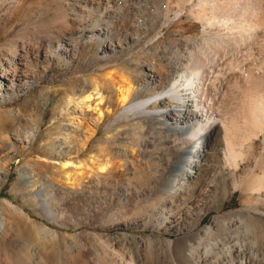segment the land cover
<instances>
[{"label": "rangeland", "instance_id": "obj_1", "mask_svg": "<svg viewBox=\"0 0 264 264\" xmlns=\"http://www.w3.org/2000/svg\"><path fill=\"white\" fill-rule=\"evenodd\" d=\"M103 1L0 0V73L34 76L29 89L0 90V264H242L238 247L248 264H262L264 117L257 130L245 119L250 94L243 88L223 114L228 142L245 155L216 147L202 192L171 210L156 190L186 133L152 130L138 113L124 115L120 101L122 88L144 98L169 90L180 53L193 58L186 43L227 29L195 17L198 0H115L77 34L75 4ZM255 2L264 35V0ZM71 34L79 44L67 56L59 49Z\"/></svg>", "mask_w": 264, "mask_h": 264}, {"label": "bare ground", "instance_id": "obj_2", "mask_svg": "<svg viewBox=\"0 0 264 264\" xmlns=\"http://www.w3.org/2000/svg\"><path fill=\"white\" fill-rule=\"evenodd\" d=\"M105 1L107 3L98 2L96 7L94 4L87 7L90 9L87 14L83 13V10H86L88 5L75 4L76 7H79L78 9L82 10L80 18H77V21L80 22L77 34L82 35L81 33L90 31L86 27L89 23L93 25L95 16H98L96 8L100 10L111 1L115 2V0ZM254 2L255 0H198L196 4L198 13L197 15L193 13L195 17L201 18L207 25L225 28L227 31L214 35H203L200 43L192 42L193 45H189V47L186 43L187 49L190 50L186 55H191L193 58L187 59L186 57L187 60H185L183 53H180L182 58L179 57L181 60L178 64L176 63L178 68L175 73H172L173 86L169 90L144 98L134 96V92L138 89L135 90V86L120 89V101L124 106V115L138 113L152 130L174 128L186 133L185 137L180 138L181 147L177 146L178 148L175 149L179 151V154L176 155L175 161L170 163L167 173L158 181L159 185L156 190V201L164 200L170 210L174 204L176 205L178 199L179 203L184 201L183 203L186 205L188 201H193L198 191L202 192L198 184H202L205 180L207 172L210 170L209 159L217 157L218 147L222 145L225 153L231 154L235 160L239 156L245 155L241 151H236L228 142L227 137L232 122L223 115L232 105L236 104L243 88L246 93L248 92L247 94H250L247 115L245 112L244 117L249 120L253 116L255 121L251 127L254 130L260 128L257 118L264 117V35H260L258 32L260 28L258 25L262 18H259V15L262 13V9L261 6L256 8ZM179 13L180 11H178V15ZM235 17L238 18V21H233ZM97 32L99 33L96 34L94 30H91L89 38L100 37L101 30L98 29ZM78 38L80 36H76V34L66 37L61 43L59 51L68 56V52L77 48ZM28 57L26 50L20 58L27 60ZM2 70L7 71L5 67H2ZM149 76L151 77V75ZM0 77L1 83L8 82L0 88L6 92L29 89L34 78L29 71L21 70L14 74L8 71L3 72L0 73ZM151 83L153 81H147L140 86H148ZM261 86L263 87L261 88ZM252 89L253 91H251ZM94 90L101 94L99 86ZM91 95L89 93L80 100L75 99V104L79 107L91 99ZM72 119L74 123L81 121L77 114ZM101 119L100 116L99 120ZM250 132L254 133L255 131L250 129ZM248 139L250 136L247 135L243 140ZM68 165H75V161L64 164V166ZM103 168L100 167L99 170H103ZM223 168L224 171L219 175L224 176L225 170L229 169L227 165ZM63 172L65 169L59 171V173ZM172 177H176L177 182H174ZM27 179L30 183L32 182L30 178ZM173 189L175 192H170ZM41 192L46 191L42 188ZM186 193L188 196L184 197ZM42 202L44 209L53 217L48 198ZM174 219V221L178 220L176 216ZM210 226H206L203 230L207 233L210 232L212 229ZM236 254L241 258L242 264H248V261H251L250 257L239 250V247Z\"/></svg>", "mask_w": 264, "mask_h": 264}]
</instances>
